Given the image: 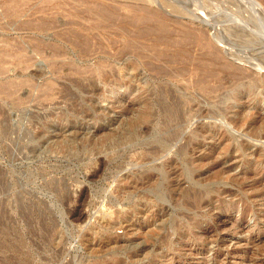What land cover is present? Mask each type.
<instances>
[{"label":"rangeland","instance_id":"1","mask_svg":"<svg viewBox=\"0 0 264 264\" xmlns=\"http://www.w3.org/2000/svg\"><path fill=\"white\" fill-rule=\"evenodd\" d=\"M263 34L264 0H0V264H264V87L208 56L250 87Z\"/></svg>","mask_w":264,"mask_h":264},{"label":"bare ground","instance_id":"2","mask_svg":"<svg viewBox=\"0 0 264 264\" xmlns=\"http://www.w3.org/2000/svg\"><path fill=\"white\" fill-rule=\"evenodd\" d=\"M129 1H132V0H129ZM134 1H136V0H134ZM181 4V3H180ZM94 5V4H93ZM69 6H71V5H69ZM92 6V5H91ZM112 6V5H111ZM192 6V5H191ZM171 7V6H170ZM91 8V7H90ZM133 8V7H132ZM136 8V7H135ZM173 8H176L177 9V7H174L173 6ZM246 8V7H245ZM97 9V8H96ZM94 10V9H93ZM103 10H105V9H103ZM173 10H175V9H173ZM99 13L98 14H96V15H98L97 17H98V19H104V21H105V19L107 20L111 15H107V14H105V13H103V11L102 10H100L99 11V8H98V10H97ZM96 11V12H97ZM176 11V10H175ZM95 12V13H96ZM106 12V11H105ZM195 13V12H194ZM207 13V12H206ZM110 14V13H109ZM145 14V13H144ZM199 14V13H198ZM211 14V13H210ZM258 14V13H257ZM113 15V14H112ZM254 15V14H253ZM86 16V15H85ZM133 16V20H134V22L135 23H133V22H130V23H133L134 25H136L137 24V22H138V19H140V20H142V22L144 21V23H146L147 21H149L150 22V20L147 18V17H144L143 15L142 16H140L139 14H137V13H134V15H132ZM132 16H130V17H132ZM139 16V17H138ZM90 18V17H89ZM88 18V19H89ZM95 18H96V16H95ZM95 18H93V22H95ZM114 18V17H113ZM82 19V18H81ZM84 19V18H83ZM97 18H96V21L98 20ZM116 19H119V18H116L115 17V20ZM54 20V19H53ZM110 20H112L111 18H110ZM132 20V21H133ZM139 20V21H140ZM214 20V19H213ZM236 20V19H235ZM90 22V21H89ZM98 23L97 24H99V21H97ZM101 22H102V20H101ZM105 22H107V21H105ZM118 22V21H117ZM211 22V21H210ZM52 23V22H51ZM96 23V22H95ZM104 23V22H103ZM103 23H102V25L101 26H106V25H103ZM139 23V22H138ZM157 23V22H156ZM48 24V23H47ZM105 24V23H104ZM139 24H141V23H139ZM160 24H161V21H160ZM166 24V23H165ZM211 24V23H210ZM110 25H111V21H110ZM131 25V24H130ZM248 25V24H247ZM250 25V24H249ZM45 26V25H44ZM155 25H153V27L152 26H149V27H146V28H142V30L141 29H138L139 30V32L143 35V34H148V33H154V31L156 32L157 31V33L159 32V33H161L160 35H159V37H158V39L160 38V40H162V41H171L172 42V40H171V36H170V34H169V30H167V28L164 26V25H160V26H156V27H154ZM175 26V25H174ZM55 27V26H54ZM96 27V26H95ZM240 27V26H239ZM250 27V26H249ZM47 29V28H46ZM45 29V30H46ZM249 29V28H248ZM256 29V28H255ZM128 30V29H127ZM136 30V29H135ZM141 30V31H140ZM232 30V29H231ZM184 31V30H183ZM191 31V30H190ZM239 31H240V29H239ZM258 31V30H257ZM256 31V32H257ZM129 32V31H128ZM138 32V31H137ZM137 32H136V35L135 36H137ZM138 32V33H139ZM171 32V31H170ZM180 32V31H179ZM201 32V31H200ZM200 32H199V34H191V33H187L186 32V34H184L183 32V34L181 35V34H179V36L181 35V37H179L177 40H183V41H185L186 40V44H189L190 43V41H191V38H192V43L193 44H202L201 45V47L202 46H204V37H203V33L202 34H200ZM231 32V31H230ZM243 32V31H242ZM158 33V34H159ZM140 34V35H141ZM149 34V35H150ZM241 34V33H240ZM258 34H259V32H258ZM139 35V34H138ZM178 35V34H177ZM254 36L256 35V34H253ZM264 35V34H263ZM251 36V35H250ZM257 36H259V35H257ZM178 37V36H177ZM242 37V36H241ZM260 37V36H259ZM262 37V36H261ZM261 37H260V39H261ZM174 38V37H173ZM172 38V39H173ZM188 38L190 39V41H188ZM251 38V37H250ZM252 38H254V37H252ZM256 38V37H255ZM119 39V38H118ZM176 39V38H175ZM175 39H174V41H175ZM206 40V39H205ZM262 40V39H261ZM263 40H264V37H263ZM182 41V42H183ZM207 41V40H206ZM91 42V41H90ZM179 42V41H178ZM182 42H180V43H182ZM188 42V43H187ZM208 42V41H207ZM207 42H206V44H207ZM106 43V42H105ZM130 43V42H129ZM175 43H177L176 41H175ZM183 43H185V42H183ZM182 43V44H183ZM191 43V44H192ZM226 43V42H225ZM84 45L86 44V43H83ZM82 44V45H83ZM114 44H116V43H114ZM191 44H189V45H191ZM181 45V44H180ZM209 45H211V44H209ZM76 46V45H75ZM195 46V45H194ZM207 46V45H206ZM205 46V47H206ZM86 47H88V46H86ZM183 47V46H182ZM187 47H189V46H187ZM196 47V46H195ZM198 47V46H197ZM199 48H200V46H199ZM206 48H208L209 49V46L208 47H206ZM211 48H212V46H211ZM214 48V47H213ZM84 49H85V47H84ZM89 49V48H88ZM91 49V48H90ZM120 49V48H119ZM202 50H204V49H202ZM89 51V50H88ZM93 51V50H92ZM99 51V50H98ZM112 51V50H111ZM110 51V52H111ZM117 51V50H116ZM201 51V50H200ZM214 51V53L213 54H211L212 53V51H211V55L209 54L208 56L209 57H212L213 58V60H214V62H216L215 60H219V63L222 61V64H221V66H222V69H224L223 70V73H224V75L225 74H227V73H229V74H227L230 78L229 79H231L232 81H231V85L233 86V93H234V95H235V99H236V101H239V94H245V96L243 97V98H246V97H249V94H251L252 92H253V90H254V88L256 87V89H258V86H260L259 85V83L261 84V87H264V77H262V79L259 77V78H257L256 79V81H255V79L253 80L254 82L253 83H251L252 85H250V87L249 86H247V84H245V82H242L243 80L242 79H246V72H236V71H238V70H236V68H235V66L237 67V65H233L232 63L230 64V63H228V61H227V59L223 56V57H221L220 55H218V54H220V53H217V52H215V50H213ZM90 52H91V50H90ZM208 52V51H207ZM202 53V52H201ZM206 53V52H205ZM208 54V53H207ZM166 55V54H165ZM190 56V55H189ZM202 56V55H201ZM204 56V55H203ZM162 57V56H161ZM199 57V56H198ZM263 58V57H262ZM160 59V58H159ZM170 59H172V58H170ZM199 60V62H200V59H198ZM197 60V61H198ZM239 60H241V59H239ZM196 61V62H197ZM163 62V61H162ZM193 63V62H192ZM201 63V62H200ZM217 63V62H216ZM197 67L195 68V69H193V72L195 73L194 75H193V79H195L194 80V82L196 83V84H202L203 82H204V72H201V69H199V64H198V62H197ZM207 65V64H206ZM206 65L204 66V67H206ZM213 66V65H212ZM152 67V66H151ZM200 67H203V66H201V64H200ZM212 68H214V67H212ZM74 69V68H73ZM235 69V70H234ZM238 69H240V70H243V69H241V67L239 68L238 67ZM262 69V68H261ZM163 70V69H162ZM216 70V69H215ZM239 70V71H240ZM203 71V70H202ZM246 71V70H245ZM86 72V71H85ZM115 72V71H114ZM182 72V71H181ZM207 72H208V70H207ZM215 73L217 74V71H215ZM220 73V72H219ZM218 73V74H219ZM158 74V73H157ZM212 74H214L213 72H212ZM249 74V73H248ZM215 75V74H214ZM222 75V74H221ZM217 76V75H216ZM220 76V74L218 75V77ZM242 76H244V77H242ZM255 76V75H254ZM176 77V76H175ZM221 77V76H220ZM223 77V76H222ZM93 78V77H92ZM249 78V77H248ZM222 80V79H221ZM233 80H236L237 81V83H236V81L235 82H233ZM241 80V81H240ZM247 80V79H246ZM252 80L250 81V82H252ZM191 81V80H190ZM193 81V80H192ZM240 82H242V83H240ZM194 83V84H195ZM237 84V85H236ZM195 86V85H194ZM217 87V86H216ZM211 88V87H210ZM214 88V87H213ZM199 89H201V88H199ZM218 89V88H217ZM210 90V89H209ZM215 90V89H214ZM214 90L212 91V92H214ZM211 91V90H210ZM209 91V92H210ZM209 92L208 93H206V94H209ZM178 101H179V99H177ZM252 102V101H251ZM261 102H262V100H258V98H255V100L253 99V102L252 103H250V105H249V113L245 116V117H243L241 120L240 119H238L239 118V116H238V113H235L236 115H237V120H236V125H238L241 121H245V120H250L248 123H244L245 125H247L248 127V130H249V132L251 133V137H249L250 139H252L253 141H259L261 144H263L264 145V143L262 142V140H264V131L263 130H261V131H257V128L262 124V125H264V113H262V111L263 110H261L260 109V105H261ZM175 104V103H174ZM170 105V104H169ZM247 106V105H246ZM248 107V106H247ZM167 108H169V107H167ZM247 111V110H246ZM246 113V112H245ZM197 114H198V112H197ZM200 114V113H199ZM235 114L234 113H229V112H227L226 110H219L218 112H211V114H209V115H211V116H208V114H206L207 116L206 117H208L209 119H216L215 117H218V116H223V117H225V119H227V120H229L230 122H232L233 123V118H235ZM242 114V113H241ZM215 116V117H214ZM183 121V120H182ZM172 122V121H171ZM164 127V126H163ZM240 127V126H239ZM249 148H247V151L249 150V149H251V146L249 145L248 146ZM179 150V149H178ZM180 153V152H179ZM248 160H249V162L251 163V164H253L254 165V167H258V166H262L263 168H264V148H259V149H256L255 151H252L250 154H249V156H248ZM260 182H262V183H264V177H262L261 179H260ZM257 184V183H256Z\"/></svg>","mask_w":264,"mask_h":264}]
</instances>
